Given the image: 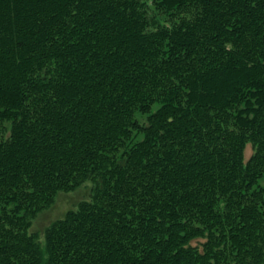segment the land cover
<instances>
[{
  "label": "trees",
  "instance_id": "trees-1",
  "mask_svg": "<svg viewBox=\"0 0 264 264\" xmlns=\"http://www.w3.org/2000/svg\"><path fill=\"white\" fill-rule=\"evenodd\" d=\"M0 264H264V0H0Z\"/></svg>",
  "mask_w": 264,
  "mask_h": 264
},
{
  "label": "rangeland",
  "instance_id": "rangeland-1",
  "mask_svg": "<svg viewBox=\"0 0 264 264\" xmlns=\"http://www.w3.org/2000/svg\"><path fill=\"white\" fill-rule=\"evenodd\" d=\"M153 0H146L147 4L152 7ZM150 15L156 16V19L160 20V15L150 9ZM163 16V15H162ZM165 18V16H164ZM167 22V21H166ZM143 121V117H139ZM252 153L251 144L247 143L244 148V161H246ZM92 182L87 180L83 182L79 187L73 191L63 192L60 191L55 196L53 204L50 208L39 212L36 217L32 220V224L29 228V233L35 232L39 234V239H43V230L52 221L61 218L63 213L70 208H75L77 203L81 200L89 199L91 193ZM203 239H196L191 242L192 245L200 246Z\"/></svg>",
  "mask_w": 264,
  "mask_h": 264
}]
</instances>
